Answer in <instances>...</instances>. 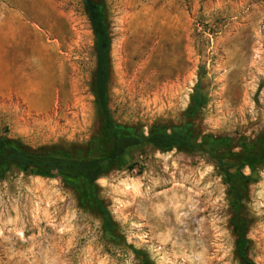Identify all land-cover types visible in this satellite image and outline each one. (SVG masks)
<instances>
[{"label": "rangeland", "instance_id": "1", "mask_svg": "<svg viewBox=\"0 0 264 264\" xmlns=\"http://www.w3.org/2000/svg\"><path fill=\"white\" fill-rule=\"evenodd\" d=\"M112 32L110 106L144 135L183 125L202 77L195 128L242 146L264 133V0H101ZM94 36L82 0H0V137L36 148L91 141ZM251 175V258L264 264V168ZM121 235L59 179L0 176V264H239L228 180L207 156L131 150L98 181Z\"/></svg>", "mask_w": 264, "mask_h": 264}, {"label": "trees", "instance_id": "2", "mask_svg": "<svg viewBox=\"0 0 264 264\" xmlns=\"http://www.w3.org/2000/svg\"><path fill=\"white\" fill-rule=\"evenodd\" d=\"M94 36L95 70L91 93L97 116V131L90 142L49 144L30 147L19 139L0 137V176L13 172L59 179L70 189L79 207L94 214L101 222L104 237L113 246H121V235L98 181L118 169L131 150L150 146L162 152L182 149L200 153L225 174L231 209L230 227L235 238L234 254L239 264H256L251 258L253 243L248 234L253 224L247 203L251 175L264 168V133L242 146L231 137L204 135L195 128L202 110L208 104L202 77L190 96L183 125L165 126L156 123L149 134L142 129L118 123L110 106L113 76L112 32L105 4L101 0H82ZM140 264H155L142 250L133 249Z\"/></svg>", "mask_w": 264, "mask_h": 264}]
</instances>
